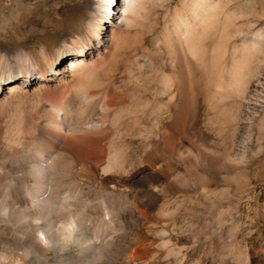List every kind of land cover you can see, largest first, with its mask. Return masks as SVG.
I'll list each match as a JSON object with an SVG mask.
<instances>
[{"label": "bare ground", "instance_id": "obj_1", "mask_svg": "<svg viewBox=\"0 0 264 264\" xmlns=\"http://www.w3.org/2000/svg\"><path fill=\"white\" fill-rule=\"evenodd\" d=\"M103 2L106 5H103ZM112 2L113 0H96V5H94L95 7L93 10L98 12V14H94L95 16L91 14L92 17L84 23L77 22L75 18H69V23L66 21L65 25H60L63 20V17L60 15L55 21L57 33H76V35L61 38L60 40L55 38L54 41L41 37L40 41L45 44L40 45L36 50H32L31 52L18 51L14 53L13 59L18 65L17 74L14 77L16 79L15 85H11L10 81H8L10 77L3 79L2 76H0V107L10 105L15 110L13 113L20 116L27 108V104L26 108L23 107V105L27 103L31 97H35V99H38L37 104L44 103L41 106L44 108L46 105V108L54 113V119L51 120L40 116L38 111H34L38 116L36 121L37 124H40V126L53 123L55 125H61L64 122L63 124H65V126L63 130L68 137V143L57 139L67 160L54 166L57 169L55 170V174L50 170V162V165L46 166L44 162L40 164L33 161L36 164L33 163L32 166L30 165V169L27 168L31 176L30 181L18 186V183L14 184L7 180L9 176L5 174L6 172H0V207L3 209L8 207L10 209V214L6 215L4 211V215L6 216H0V234H11L14 232L17 236L13 242L6 241L0 244L7 256L6 264H134V256L138 258L139 256H136L138 253L143 254L144 252L149 254L151 250L154 252L152 247L155 246L158 240L165 239V246L173 243V246L170 248L171 250H173L174 244L176 245V243L179 242L175 237H172L174 223L168 204L170 202L169 197L175 193L181 192V190H179L177 186L175 187L176 182L172 181V176L167 173V168L161 162L158 155L153 149H149L146 151L144 159L149 166L158 171L154 173H164L162 177L160 174L156 175L153 173L154 175L148 174L149 176H147L145 180H140V178L136 176V173L130 174L123 168L125 163L137 159L141 144H149L151 147L156 146L155 138H153L152 135L153 127L149 124V126L143 129L142 126V123L149 122V117L153 115L155 111H136V109L134 107L132 108L130 105H128L130 106L128 109H131L125 111L123 105L124 102H126V94L134 92V87H127L125 85L123 88L118 87L114 83L113 77L108 81H100L98 79L101 77L100 74L102 72L104 73L103 70L107 63L105 57L97 58L90 64H86L83 61V57L94 52L89 48L93 35H96L97 38L103 30L102 26H112L114 24L112 21H115L117 25L120 24L121 20H124V15H127L129 12V9H124L121 17L116 16L113 13L115 11H121L119 5L120 0H117L116 5H113ZM248 2L250 5L248 4L249 6H245ZM182 4V12L185 18L179 24L176 23L174 29H181L183 31V39H185L188 50H190L192 46V37H195V34L198 33V35H201L203 30L214 28L218 35L214 44L221 51L220 57L218 58L220 61L217 63L221 62L223 66L228 63L229 67L232 68L245 59L249 62L250 59H248V57L252 56L255 67V69L252 68L254 69L252 71L255 72L257 68H259V70L254 75L251 86L254 87V90L258 88L257 90L259 91L257 92H264V0H183ZM80 33H84L85 35L80 36ZM237 36L240 37L239 40L236 39ZM234 37L236 38L234 39ZM196 42L200 49L203 46L202 42L199 40ZM229 48L231 52L228 55ZM71 51H75L78 58L72 60L70 64L67 59V54ZM225 54L228 56L226 57ZM148 55L145 54V56H143L140 54L134 57L131 68L138 70L139 73V61L141 57L142 59H145L143 57L149 58ZM106 58L108 59V57ZM183 58L186 61V66H188L189 63L187 61L190 62V60H187L186 56ZM204 59L205 58H203L201 54L196 56L195 77L188 90L183 83V76L181 75V73H183L182 70L179 69L180 71L175 74L176 71L171 64L165 67L160 79L163 84L165 83V86H162V88L158 90V94L161 98H157L159 102L164 104V106L169 104L163 97L171 96L173 91L167 85L174 81L177 83L176 93H178L179 96L184 97L189 91H200L201 88L204 87L203 85V87L200 86L202 83L201 81H205L210 75V71L208 67H206L208 64L205 63ZM149 63H151V61ZM250 63L252 64V62ZM23 64L25 68L21 67ZM68 64L70 65L69 67L67 66ZM6 65H8L7 55L0 52V68ZM112 76L114 75L112 74ZM21 77H24V79H21ZM41 83V87L39 86L40 91H38V89L34 91L35 89L33 88L34 90H32L33 92L30 94V89L35 84L40 85ZM171 86L173 85L171 84ZM65 88H73V90L79 91L84 99L89 101L94 100L92 107L84 111L78 120H73L74 118L71 116L74 109L72 100L75 99V97L73 96V98L68 91H65ZM35 102L36 101H33V103ZM156 102L154 105L157 104ZM111 108H114L116 111H110ZM228 112L231 118V121H228L230 136H228L225 147H223L222 150L225 152V161L231 164L236 157L231 153L233 150L230 152L232 148V139L235 138L233 136L236 130L234 131L235 127H233V125L236 119L234 111ZM174 115L176 116L175 121H173L174 123L171 124V121L170 124L166 122V124L163 125V130L166 132H171L172 130L174 133L176 132L178 136L179 133L181 134L180 127L183 128L184 111H177ZM86 124L92 125L90 131V136L92 137L86 142L83 141L84 143H79L76 140L77 138L79 139V136L77 138L75 137L76 133ZM17 125L18 124H12L8 128H4L0 125V148L4 147L10 151L12 156L11 159L15 164L20 161V151L15 149L16 143L24 145L26 143L31 149L32 147L35 149L38 140L48 139L54 141L53 137L42 130L43 127L42 129L35 128L33 136L29 137L25 135L24 131ZM144 130L145 136L143 134ZM175 138L174 140L177 139ZM82 140H84V138ZM162 143H164V141ZM162 143H160L161 146L163 145ZM44 150L45 148L43 151ZM73 150H76L78 155L74 153ZM31 153L35 154L32 151H28L25 156ZM42 153L40 151V154H38L41 155ZM40 158H42V155ZM47 158L49 159V157ZM5 160L7 161L8 159ZM22 161L24 162V160ZM11 163L13 162L9 164ZM6 164L5 166L7 167L8 165ZM116 164L118 166L112 168L113 171H109V167H113ZM2 167L3 166H1V168ZM10 167H12V165ZM134 168L135 167H131L130 170L134 171ZM182 168L184 167L182 166ZM233 174L232 166H229V172L225 179L228 186L233 184L235 178ZM197 177L200 182H207L206 180L208 178H206L205 175L198 173ZM20 180H18V182H20ZM208 184L212 185V187L216 185L214 183ZM189 186L190 185H188V187ZM147 188L151 189V195H147ZM84 189L88 195L91 194L95 197L92 199V202L91 199L87 201L83 198L82 190ZM133 192L137 193V199L141 202H147L146 204L149 205L147 208L149 207V211H152L150 212V216L156 219V223L159 224V227H154L156 225L153 224V226L151 224L152 218L149 222L147 217L138 212L137 209L140 206L137 208L134 203L135 201L133 202L128 198V195ZM133 195L129 197H133ZM160 196L162 197L161 207L163 209L162 213H159L163 218L160 217L159 213H156L157 211L153 212L155 208H152L156 206ZM187 199L188 197L186 195L183 193L182 195L180 194L181 204H184ZM229 215L230 227L226 239L230 243H234L233 229L235 225L231 210ZM164 216L166 217L164 218ZM218 227L219 224H217L215 220H212L211 237H213V240L219 239L220 234L218 232ZM6 230L8 231L6 232ZM127 230H134L136 232L134 238H126L125 232H127ZM183 236H185V234L182 235V237ZM5 238L2 239L5 240ZM157 245L158 244H156V247ZM119 248L121 252L116 256L113 251ZM166 252L165 250H158V255L154 261L150 260L151 262L143 264H164V257L167 256ZM143 256L145 258L149 257V255ZM151 256L149 258H151ZM188 262L186 260L185 264H190Z\"/></svg>", "mask_w": 264, "mask_h": 264}, {"label": "rangeland", "instance_id": "obj_2", "mask_svg": "<svg viewBox=\"0 0 264 264\" xmlns=\"http://www.w3.org/2000/svg\"><path fill=\"white\" fill-rule=\"evenodd\" d=\"M116 2L117 0H113L112 4L116 5ZM249 2L245 4V6H249ZM182 3L183 0H120L119 5L121 11H115L113 14L121 17L123 15V10L129 9L127 15H124V20H121L118 25L115 21H112L114 26H102L103 30L99 34V38L97 37V39L96 35H93L94 38L92 37L89 45L90 50L94 52L83 57V61L86 64H90L97 58L105 57L107 63L103 70L104 73L102 72L100 74L101 77L98 78L100 81H108L113 77L114 83L118 87L123 88L124 85L127 87H134V92L126 94V102H124L123 105L125 111L131 109H128L130 106H132V108L134 107L136 111H155V113L149 117V122L142 123V126L143 129L149 126V124L153 127L152 135L153 138H155L156 146L151 147L149 144H141L139 156L137 159L125 163L123 165L124 170L130 174L136 173V176H138L140 180H145L147 176L152 175L154 172H158L149 166L144 159L146 151L153 149L167 168V173L172 176V181L176 182L175 187L177 186V188L181 190V192L175 193L169 197L170 202L168 204L174 223L172 237H175L179 241L176 245L174 244L176 248L173 247V250H171L170 248L173 246V243H171L172 245L169 244L165 246V239L158 240V242H156V244H158L157 247L156 244L152 247L154 252L150 249L151 253L149 251V254L144 252L143 254L138 253L136 256L142 259L140 261L139 257L135 258L134 256L135 261L133 260V263L143 264L154 261L158 255V250H165L167 251V256L164 257V264H185L186 260L187 262L189 261L188 263L190 264H264V118H262L264 117V92H257L259 91L257 90L258 88L255 87L256 89L254 90V87L251 86L254 75L259 68H257L255 72L252 71L255 69L252 56L248 57V59H250L249 62L245 59L232 68L229 67L228 63L227 65L225 64V66H223L221 62L217 63L220 61L218 58L220 57L221 51L214 44L218 38L217 31L214 28L203 30L201 35H198V33L195 34V37H192V46L190 50H188L185 39H183V31L181 29H174L175 24H179L185 18L182 12ZM94 5H96V0H0V52L7 55L8 61V65L0 68V76H2L3 79L10 77L11 80L9 79L8 81H10L11 85H15L16 79L14 77L17 74L18 65L13 59V54L18 51L31 52L32 50H36L40 45L45 44L40 41L41 37L54 41L55 38L60 40L61 38L76 35V33L58 34L55 21L61 15L63 20L60 25H65L66 21L69 23V18H75L77 22L84 23L86 20L88 21L92 15L95 16L98 14V12L93 10L95 7ZM103 5L106 4L103 2ZM79 35L83 36L85 34L80 33ZM235 38L236 37H234V39ZM239 38L240 37L237 36L236 39L239 40ZM197 40L201 41L203 44L200 49L198 48ZM228 51V53H226L229 55L231 49L229 48ZM144 53L147 55L149 54V58L143 57L146 59V62L145 59L141 57L139 61L140 72L138 73V70L131 68L132 60L140 54L145 56ZM198 54H201L203 58H205L204 61L208 66L205 64L202 65L208 67L210 71L208 78H206L205 81L203 80L204 82L201 81L202 83L200 86L204 87L201 88L200 91H189L183 97L176 93L177 83L175 81L171 82L167 86L171 88L173 93L169 97H163L165 101L169 103L164 106V104L160 103L158 100L161 99L158 90L162 88V86H165V83L163 84L160 81L163 69L171 64L176 71L175 74L182 70L183 73H181V75L183 76V83L188 90L195 77V61ZM227 54H225L226 57L228 56ZM67 56L70 64L72 60L78 58L75 51H71ZM184 56L191 62L187 61L189 63L188 66H186V61L183 58ZM106 57H108V59ZM148 61H151V63ZM250 62H252L253 66ZM67 66L69 67L70 65L68 64ZM21 67L25 68L24 64ZM112 74L114 76H112ZM21 79H24V77H21ZM171 84L173 86H171ZM41 85L42 83L40 85L35 84L30 89V94H32V90L34 89V91L37 89L40 91L39 86L41 87ZM65 91H68L72 97H75V99L72 100L74 109L71 116H73V120H78L84 111L92 107L94 100L89 101L84 99L83 95L79 91L73 90V88H65ZM30 99L23 105V107L26 108L27 104V108L22 112V117L21 115L19 116L13 113L15 110L10 105L0 107V125L4 128H8L12 124H18L17 126L29 137L33 136L35 128L42 129L43 127L42 130L53 137L54 141L48 139L38 140L35 149L34 147L31 149L26 143L25 145L16 143L15 149L20 151V161L16 162V164L11 159L12 156L10 151L4 147L0 148V172H6L5 174L9 176L7 180L14 184L18 183V186L30 181L31 176L29 175V169L30 165L32 166L33 163L42 164V162H44L46 166L51 164L50 170L55 174V170L57 169L54 166L67 160L64 151L61 150L58 144L59 142L57 141L58 139L68 143V137L63 130L65 126V124H63L64 122L61 125H55L53 123L40 126V124H37L36 121L38 116L34 111H38L40 116L51 120L54 119V113L46 108V105L43 108L41 105L44 103L37 104V98L31 97ZM33 101L36 102L33 103ZM155 102L157 104L154 105ZM110 111L116 110L111 108ZM177 111H184L183 128L180 127L181 134L179 133L178 136L176 132L174 133L172 130L171 132L163 130V125L166 124V122L169 124L170 121L171 124L174 123L173 121L176 119L174 114H176ZM228 111H234L236 119L233 125V127H235L234 131L236 130L233 136L235 138L232 139V148L230 149V152L233 150L231 153L236 157L231 164L225 161V152L222 150L223 147H225L228 136H230L228 121H231V118L228 115ZM91 126V124H86L76 133L75 137L77 138L79 136V139H76L79 143H84L92 137L90 136ZM143 134L145 136V130ZM83 138L84 140H82ZM174 138L176 140H174ZM163 141L164 143H162ZM160 143L163 145L161 146ZM44 148L45 150L43 151ZM28 151H32L35 154L31 153L25 156ZM40 151L41 153L43 152L41 154L43 161L42 158H40L41 155H39ZM73 151L78 155L76 150ZM47 157H49V159ZM58 157L63 158L59 159ZM22 160H24V162ZM33 161H36V163ZM4 162L5 164L7 163V167ZM10 162L14 164H9ZM11 165L12 167H10ZM1 166L3 167L1 168ZM117 166V164L113 167L110 166L109 171H113L112 168ZM182 166L185 169L182 168ZM229 166H232L233 175L235 177V181L233 180V184H231L232 186H228L225 182L229 172ZM131 167H135L134 171L130 170ZM23 168L24 170L22 171ZM198 173L205 175L206 178H208L206 180L207 182H200L197 177ZM154 174H160L161 177L164 175L162 172ZM18 180H20V182H18ZM208 183H214L216 185L212 187V185ZM188 185L190 186L188 187ZM146 190L147 195H151V189L147 188ZM182 193L188 197L184 204L180 203V194L182 195ZM82 195L87 201L91 199V202L92 199L95 198L91 194L88 195L85 189L82 190ZM130 195H133V197H129ZM137 197L136 192L128 195L131 201H135L134 203L137 208L140 206L137 209L138 212L147 217L149 222L152 220L151 224L156 225H153L154 227H159V224L156 223V219L150 216V212L152 211H149V207L147 208V206H149L146 204L147 202H141ZM161 199L162 197L160 196L156 206L152 207L153 209L155 208L153 212L157 211V214L159 212L162 213L163 208L161 207ZM230 210L234 216V243H230L226 239L230 227ZM0 211V216H3L5 213L6 215L10 214V209L8 207L4 209L0 207ZM160 217L163 218L161 215ZM165 217L166 216H164V218ZM212 220H215L216 223L219 224L218 232L220 236L217 240H213V237H211ZM7 231L8 230H6V232ZM130 231L127 230V232H125V236L128 239L134 238L136 233L134 230ZM12 233L0 234V244L6 241H15L17 237L16 233ZM184 234L185 236L182 237ZM2 238H5V240ZM117 250L113 251L116 256L121 252L120 248ZM0 251V264H6L7 256L1 246ZM143 255H149L151 258H145Z\"/></svg>", "mask_w": 264, "mask_h": 264}]
</instances>
